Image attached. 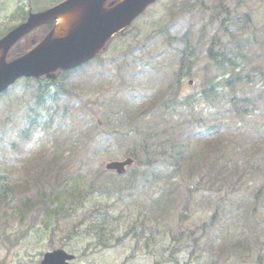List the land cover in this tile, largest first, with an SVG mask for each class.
I'll return each instance as SVG.
<instances>
[{
	"label": "rangeland",
	"instance_id": "rangeland-1",
	"mask_svg": "<svg viewBox=\"0 0 264 264\" xmlns=\"http://www.w3.org/2000/svg\"><path fill=\"white\" fill-rule=\"evenodd\" d=\"M63 1L0 0V36L28 10ZM185 33L196 55L190 75L176 83L177 38ZM109 43L78 70L88 73L84 87L82 76L74 78L71 98L36 110L42 120L46 108L67 106L77 119L57 114L47 129L26 131L21 103L34 106L14 93L21 80L0 96V177L10 188L0 201V264H40L56 248L75 254V264H264V0H156ZM208 48L252 81L233 94L219 88L212 101L173 119L167 106L176 92L184 97L223 78ZM233 95L249 97L247 111L227 110ZM111 111L126 117L124 132L138 124L160 140L155 161L159 149L181 144L182 156L172 153L154 170L133 165L122 177L105 171L134 146L147 161L132 133L123 144L100 143L115 125ZM54 152L61 159L50 170ZM104 234L107 247H99Z\"/></svg>",
	"mask_w": 264,
	"mask_h": 264
},
{
	"label": "water",
	"instance_id": "water-1",
	"mask_svg": "<svg viewBox=\"0 0 264 264\" xmlns=\"http://www.w3.org/2000/svg\"><path fill=\"white\" fill-rule=\"evenodd\" d=\"M109 0H66L46 11L30 14L26 22L0 39V93L20 77H37L57 69H73L93 58L116 33L128 27L154 0H121L105 7ZM64 17V31L55 35V27L32 50L6 62L8 50L34 28ZM131 159L112 162L106 169L117 174L125 171ZM73 259L61 250L44 255L41 264H67Z\"/></svg>",
	"mask_w": 264,
	"mask_h": 264
},
{
	"label": "trees",
	"instance_id": "trees-1",
	"mask_svg": "<svg viewBox=\"0 0 264 264\" xmlns=\"http://www.w3.org/2000/svg\"><path fill=\"white\" fill-rule=\"evenodd\" d=\"M221 6H217L214 8V12L212 14L216 16L217 10H221ZM217 38L214 36L213 38V42H216ZM187 43L189 44V41L187 40ZM24 50V46L23 45H19L17 44L9 53V58H13L15 56H17L18 54L22 53ZM195 51V50H194ZM193 49L190 46H187V48L182 52V57L180 59V63H179V68H178V74L176 75V79L177 82L179 81L180 77H184L187 76L191 73V69H192V64L190 63V57L194 54ZM213 49L209 48L208 49V55L210 56V62L213 64V66L215 68L220 69V73L222 75L227 74V78L224 79L223 83L225 84L222 89L225 90V95H227V93L234 92L235 87L241 83V72H239V70L237 69V65H235L234 62H232V59L229 56H224V55H218L215 57L214 53H213ZM247 78V77H246ZM179 83V82H178ZM206 82H202L201 83V90H197L195 92H192L184 97L179 96V94L176 92L175 93V100L173 101V103H171L172 107L168 108L169 109V116H172L173 119L175 117V114H177V112L182 111V110H188V109H195L199 104H205L208 103L209 101H211L213 98H215L217 96V90L219 89L218 87V83L215 85H208L206 87ZM241 85V84H239ZM236 99L235 96L231 97L230 100L228 101L229 103L234 102V100ZM247 100V98H242L240 99V101H245ZM236 109H238L237 107H234L233 110L235 111ZM239 110V109H238ZM115 113L112 112L111 115V119L113 121H115L117 118L114 117ZM116 118V119H115ZM146 117L142 118L145 119ZM150 131L149 128L144 127L142 125H138V124H134L132 126V130L130 133L124 132L123 129L118 130L117 127H115L113 130L109 131L106 133L105 136V141L106 142H113L115 144H123L125 141V139L130 137V134L132 133L130 137L132 138V142L133 144H137L138 146H140V149L142 150L143 154H146V162L142 161V159L139 156V153L137 151H135V147H133V149L131 148L132 151H130V153H127L126 155L129 157H132L134 159V161L136 162V165H140L141 166H147L150 169H155L157 167V165L165 160L166 158L172 156V153H177L180 156H182L183 151H181L182 149H184L183 145L181 144L180 149H174L171 146L169 147L170 149H164L165 151L162 152V149H159V152L161 153V157L160 160L155 161V159H153V156L156 154V152L158 151V148H162L160 147V145H158V142L160 140L157 139V137L153 136L150 133H148ZM149 140V141H148ZM139 141V142H138ZM138 142V143H136ZM163 142V141H162ZM165 144V142H163V145ZM132 147V144H131ZM51 163V165H49L48 167H50V170H52V168L56 167V163L58 162V157H54L51 161H49ZM162 164V163H161ZM144 174V173H142ZM148 180V177L146 179V181ZM93 183V182H92ZM9 187L7 185V180L5 177H0V201H4L5 195L8 194L9 191ZM7 198V197H6ZM214 220V217L211 219V221ZM101 238H98V240H100ZM102 243L104 244V239L102 240V242H99V244ZM176 249L172 248L171 252L173 253Z\"/></svg>",
	"mask_w": 264,
	"mask_h": 264
},
{
	"label": "flooded vegetation",
	"instance_id": "flooded-vegetation-1",
	"mask_svg": "<svg viewBox=\"0 0 264 264\" xmlns=\"http://www.w3.org/2000/svg\"><path fill=\"white\" fill-rule=\"evenodd\" d=\"M57 76H58V79L55 82H52V83H50L48 80H46L45 76H43L41 78H38V80H37L38 84H39V86H41V85L43 86V88H44L43 92L44 93L47 92L48 89L55 90V88L57 86H60L63 83L64 78L67 76V73L64 72V71L58 70L56 72V77Z\"/></svg>",
	"mask_w": 264,
	"mask_h": 264
},
{
	"label": "bare ground",
	"instance_id": "bare-ground-1",
	"mask_svg": "<svg viewBox=\"0 0 264 264\" xmlns=\"http://www.w3.org/2000/svg\"><path fill=\"white\" fill-rule=\"evenodd\" d=\"M66 24H67V22H66L65 18L59 17L57 19V24L55 27V35L61 34L64 31Z\"/></svg>",
	"mask_w": 264,
	"mask_h": 264
},
{
	"label": "clouds",
	"instance_id": "clouds-1",
	"mask_svg": "<svg viewBox=\"0 0 264 264\" xmlns=\"http://www.w3.org/2000/svg\"><path fill=\"white\" fill-rule=\"evenodd\" d=\"M39 145H30L29 146V151H34V150H38Z\"/></svg>",
	"mask_w": 264,
	"mask_h": 264
}]
</instances>
